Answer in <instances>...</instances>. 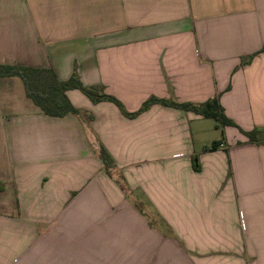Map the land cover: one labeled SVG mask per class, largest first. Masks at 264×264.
Instances as JSON below:
<instances>
[{"label":"crops","instance_id":"obj_1","mask_svg":"<svg viewBox=\"0 0 264 264\" xmlns=\"http://www.w3.org/2000/svg\"><path fill=\"white\" fill-rule=\"evenodd\" d=\"M263 48L264 0H0V65L128 113L218 98L236 124L204 145L203 116L79 90L55 118L0 78V264H264Z\"/></svg>","mask_w":264,"mask_h":264},{"label":"trees","instance_id":"obj_2","mask_svg":"<svg viewBox=\"0 0 264 264\" xmlns=\"http://www.w3.org/2000/svg\"><path fill=\"white\" fill-rule=\"evenodd\" d=\"M261 52H264V48ZM255 55L248 58L249 63ZM18 77L22 80L27 97L39 107L42 112L50 117L62 118L66 115H80L82 111L77 109L67 96L70 90H79L86 95L93 103L111 102L115 104L124 116L128 118H135L140 114L149 110L153 105H162L171 107L185 112H193L207 119H213L224 126L236 127V124L229 120L224 114L223 109L219 104L218 98H213L206 103L196 105L192 103H177L165 99L152 97L147 100L142 108L136 113H128L122 103L113 96L104 92L102 86L87 87L83 85L77 76H73L70 80L62 82L59 80L56 71L53 68L41 69L32 68L22 65H0V78ZM249 141L254 144L263 142L264 130L255 129L250 133L244 132ZM220 147V141H215L210 147H206L205 151H215ZM99 156L102 160L106 171L110 174L116 168V163L108 152V150L101 145L99 149ZM193 167L195 171H200L199 156L194 155Z\"/></svg>","mask_w":264,"mask_h":264},{"label":"rangeland","instance_id":"obj_3","mask_svg":"<svg viewBox=\"0 0 264 264\" xmlns=\"http://www.w3.org/2000/svg\"><path fill=\"white\" fill-rule=\"evenodd\" d=\"M200 126L202 128V131H200V134H202L199 141L204 145H209L214 139H221L222 137V129L223 125L220 123L221 127L220 129L216 130V126L218 125L217 121L213 119H202L199 121ZM264 138V135H262Z\"/></svg>","mask_w":264,"mask_h":264}]
</instances>
